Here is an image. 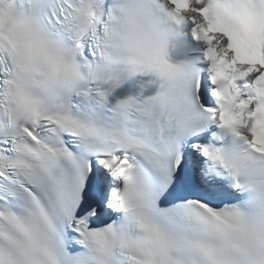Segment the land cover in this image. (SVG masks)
<instances>
[{"label":"snow or ice","instance_id":"snow-or-ice-1","mask_svg":"<svg viewBox=\"0 0 264 264\" xmlns=\"http://www.w3.org/2000/svg\"><path fill=\"white\" fill-rule=\"evenodd\" d=\"M0 264H264V0H0Z\"/></svg>","mask_w":264,"mask_h":264},{"label":"clouds","instance_id":"clouds-1","mask_svg":"<svg viewBox=\"0 0 264 264\" xmlns=\"http://www.w3.org/2000/svg\"><path fill=\"white\" fill-rule=\"evenodd\" d=\"M197 2L198 0H192L193 7ZM203 2L208 4L209 0H203ZM186 15L188 18L195 17L198 22L202 20L201 14L192 10L187 11ZM146 40L148 42V48L145 50L142 65L148 71L155 68V63L158 58H167L173 50L182 51L190 43L179 28L170 24L158 23L151 19L148 21ZM168 62L174 63L171 60Z\"/></svg>","mask_w":264,"mask_h":264}]
</instances>
